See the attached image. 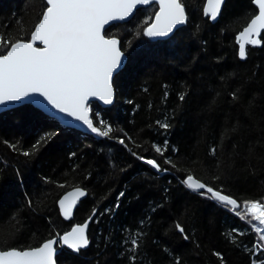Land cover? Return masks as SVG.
<instances>
[{
	"label": "trees",
	"instance_id": "16d2710c",
	"mask_svg": "<svg viewBox=\"0 0 264 264\" xmlns=\"http://www.w3.org/2000/svg\"><path fill=\"white\" fill-rule=\"evenodd\" d=\"M181 2L188 14V24L174 44L142 35L145 21L151 23L148 18L157 11L155 5L139 11L130 23L111 27L108 34L121 40L132 64H127L114 80V105L104 109L91 104L92 112L141 144L136 148L125 139V144L138 155L156 156L152 144L167 139L169 149H179L173 159L189 167L185 161L191 158L195 161L190 165L194 174L205 181L210 179V150L216 147L219 159L230 165L225 190L238 201L264 200V43L260 48L247 47L248 58L241 61L235 40L257 9L251 0H227V8L222 9L218 22H213L203 16L206 0ZM43 7V0H0V33L10 31L15 36L21 27L25 31L31 29ZM230 73L235 76H229ZM240 84L245 86L244 100L233 103L229 93ZM185 87L191 94L172 121V129L166 134L162 129L157 131L155 121L163 122L165 114H172L180 103L178 94ZM253 95L257 99L250 118L245 105ZM234 126L238 130L225 135ZM221 142L222 150L218 147ZM10 144H15L16 149ZM35 144H39L38 151L29 157L22 155L23 151L32 152ZM72 152L77 155L71 156ZM156 158L162 167H170L162 164V157ZM109 160L117 164L116 169L109 167ZM121 167L126 170L121 172ZM147 168L115 141L97 140L64 127L31 106L1 114L0 250L37 247L55 232L63 234L84 223L93 207H112L124 191L114 216L107 211L100 215L98 211L100 223L89 226L92 243L87 256L76 264H91L92 258L99 259L101 264H121L118 249L109 246L105 250L102 237L111 232L119 240L120 229H134L149 205L157 201L165 206L152 214L147 251L154 264H169L170 257L162 252L165 247L181 255L182 264H221L212 255L216 251L223 255L226 264H251L258 258L264 259L261 249L254 247L261 243L258 234L238 217L186 190L177 179L182 178V172L170 171L152 178ZM76 187L86 188L88 195L77 207L72 221L66 222L58 201ZM165 188L169 189L167 193ZM162 197H167L166 202ZM27 199L33 201L35 211L26 207ZM17 210H21L20 215L10 219V214ZM177 220L195 236L199 249L177 239V234L170 231ZM233 229L244 235H236ZM11 232L16 233L15 239L9 238L5 243V235ZM232 236L239 246L232 242ZM152 240L159 247L152 245ZM98 250L104 254L97 256ZM58 264L72 262L60 256Z\"/></svg>",
	"mask_w": 264,
	"mask_h": 264
},
{
	"label": "snow or ice",
	"instance_id": "6c2138e0",
	"mask_svg": "<svg viewBox=\"0 0 264 264\" xmlns=\"http://www.w3.org/2000/svg\"><path fill=\"white\" fill-rule=\"evenodd\" d=\"M43 2V10L31 29L25 31L21 27L15 36L10 31L0 33V106L38 102L39 98H43V101H46L47 105L56 112L71 118V121L79 122L96 137L115 141L123 146L131 157L148 166L146 170L150 172L152 178H158V174L163 175L170 171L182 172V178L177 177V179L186 190L212 202L219 210L238 217L249 226L250 231L258 234L261 243L254 247L261 249V256H264V200L238 201L225 190L224 181L229 176L230 165L219 159L216 147L210 150V156L213 158L209 164L210 179L205 181L194 174L190 165L195 161L191 158L185 161L189 167H183L173 159V154L179 149L174 146L169 149L167 139L163 143L152 144L156 156L138 155L128 144H125V139L135 144L136 148L142 147L141 144L123 129L114 128L99 113H93L89 104L93 98L104 105L114 104V74L119 77V70L122 69L126 58L125 52L122 51L121 40L116 35L108 34L111 27L116 26L115 22H130L129 18H134V13L149 5H158L154 18H148L151 23L145 21L147 26L143 28L142 35L151 40L174 44L183 31L181 26L188 22L185 6L181 0H43ZM251 4L255 5L258 14L254 15L235 37L239 46L238 57L241 61H246L248 58L246 46L257 47L264 43L262 39L264 0H251ZM222 8H227V0H206L203 16L218 22ZM196 28L198 31L199 25ZM25 36L28 38L25 39ZM229 76H235V73H230ZM164 88L167 89L168 85H164ZM244 93L245 86L240 84L229 93V96L233 103L240 104L244 100ZM190 94L187 87L179 92L180 103L173 108L172 114H165L163 122L160 119L155 121L157 131L162 129L166 134L172 129V121ZM167 96L168 92L165 91L164 97ZM256 99V95H253L245 105L246 113L250 118L253 116L252 109L256 106ZM71 121L65 123L70 124ZM237 130L238 128L234 126L227 129L225 135ZM114 133L121 135L117 136ZM9 147L16 149L15 144H10ZM32 147V152L23 151L22 155L25 157L33 155L34 151H38L39 144ZM218 147L223 149L222 142ZM251 151L252 149H249L250 153ZM165 152L169 155H165ZM76 155V152L71 153L73 157ZM157 156L163 158V165L170 167H162ZM108 164L113 169L117 168V164L111 160ZM131 166L129 163L128 167ZM119 170L123 172L126 169L121 167ZM217 181L220 183H216ZM163 191L167 193L169 189L165 188ZM87 195L86 188L76 187L58 201L59 212L64 219H71L77 201ZM124 196L125 192L121 191L110 208L100 210L93 207L84 223L72 226L63 234L55 232L51 238L44 240L37 247L12 246L0 250V264H58L60 256L76 264L87 256V250L92 243L88 234L89 223H100L98 211L100 215L107 211L110 216H114L115 210L120 207V198ZM161 200L166 202L167 197H162ZM164 206L165 203L159 201L150 204L148 211L134 229L128 227L120 229L119 240H115L111 232L107 237H102L105 250L109 246L116 247L121 264H154L147 251L152 214ZM26 207L35 211L31 199L26 200ZM20 211L10 214L9 218L16 219ZM49 224L51 225L50 221ZM170 231L177 234V239L193 245L196 249L200 248L195 236L186 230L179 220L173 222ZM232 232L239 236L244 235L236 229ZM15 237V232L7 233L5 243L9 238L15 239ZM231 239L233 243H237L235 236ZM151 243L159 247L157 241L152 240ZM244 247L247 248V245ZM162 252L170 257L169 264H182L181 255L173 254L167 247L163 248ZM103 254V251L98 250L97 256ZM212 255L218 257L221 264H226L220 252H213ZM91 264H101V261L92 258ZM251 264H264V259L258 258L256 261H251Z\"/></svg>",
	"mask_w": 264,
	"mask_h": 264
},
{
	"label": "water",
	"instance_id": "95a60500",
	"mask_svg": "<svg viewBox=\"0 0 264 264\" xmlns=\"http://www.w3.org/2000/svg\"><path fill=\"white\" fill-rule=\"evenodd\" d=\"M206 3V2H205ZM155 4H152V5H149L147 6L146 8H143L142 10L144 9H147L149 7H152L154 6ZM205 5V4H204ZM157 6V11H158V5H155ZM255 6V5H254ZM223 9V8H222ZM141 11V10H140ZM156 11V12H157ZM186 11V9H185ZM139 12V11H138ZM134 13V17L136 16V14L138 13ZM187 14V12H186ZM257 14H258V10H257ZM188 16V14H187ZM154 18V17H153ZM130 19V22L133 18H129ZM130 22H115L116 23V26L118 25H126ZM187 25V24H186ZM186 25L184 26H181L183 27V29L186 27ZM108 26H106L107 28ZM264 33H262L263 35ZM153 41H157V40H153ZM158 42V41H157ZM250 46V45H249ZM249 46H246V50H247V47ZM262 46V45H261ZM261 46H257V47H253V46H250V47H253V48H260ZM123 51V50H122ZM125 61H124V64H123V67L120 71V73L126 68L127 64L129 63L130 59L128 57V55L125 54ZM116 76L114 74V80H115ZM113 86H114V81H113ZM115 89V87H114ZM114 103H115V100H114ZM89 104H97L98 106H100L101 108H104V109H107L113 105H104L101 101H98L96 100L95 98H93L92 100L89 101ZM31 106L33 108H35L36 110H38L39 112H41L43 115H45L46 117H49L50 119L56 121L57 123H59L60 125L64 126V127H67L69 129H72L74 131H77V132H81V133H84L86 131V128L81 126L79 124V122H75V121H71V118H68L66 116H64V114H61V113H58L56 112V110L52 109L50 105H47V102L46 101H43V98H39L38 102H32V103H24V104H12V105H9L7 107H4V106H0V115L5 113V112H8L10 110H13V109H16V108H20L22 106ZM65 121H71L70 124H67L65 123ZM75 188L69 190L68 192H66L63 196L67 195L68 193H71ZM62 196V197H63ZM61 197V198H62ZM60 198V199H61ZM86 197H81L79 201H77L76 203V206L73 208L72 210V216H71V219H64V217L61 215L62 219L66 222H70L72 221V219L74 218V214H75V211L77 209V207L79 206V204L85 199ZM59 199V200H60ZM58 208H59V205H58ZM91 222L89 223V226H90ZM88 231H89V228H88Z\"/></svg>",
	"mask_w": 264,
	"mask_h": 264
},
{
	"label": "rangeland",
	"instance_id": "374dc122",
	"mask_svg": "<svg viewBox=\"0 0 264 264\" xmlns=\"http://www.w3.org/2000/svg\"><path fill=\"white\" fill-rule=\"evenodd\" d=\"M133 19H134V18H133ZM133 19H132V20H133ZM132 20H131V21H132ZM187 24H188V22H187ZM130 40H131V38L129 39V41H130ZM121 43H122V42H121ZM122 50L125 52V54H126V55H128V54H127V52H126V49H125V47H124V48H122ZM128 57H129V56H128ZM129 59H130V57H129ZM128 64H132V63H131V60L129 61V63H128Z\"/></svg>",
	"mask_w": 264,
	"mask_h": 264
},
{
	"label": "built area",
	"instance_id": "2783aa9c",
	"mask_svg": "<svg viewBox=\"0 0 264 264\" xmlns=\"http://www.w3.org/2000/svg\"><path fill=\"white\" fill-rule=\"evenodd\" d=\"M89 134H91L95 139H97V140H101V139H103V138H100V137H96L95 136V134H92V133H90V132H88Z\"/></svg>",
	"mask_w": 264,
	"mask_h": 264
}]
</instances>
